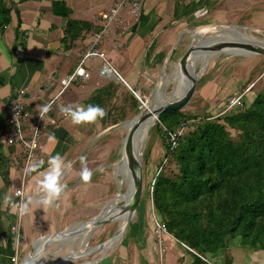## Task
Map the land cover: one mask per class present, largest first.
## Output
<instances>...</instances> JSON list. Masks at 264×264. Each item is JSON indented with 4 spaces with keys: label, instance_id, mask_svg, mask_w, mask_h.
I'll list each match as a JSON object with an SVG mask.
<instances>
[{
    "label": "crops",
    "instance_id": "obj_1",
    "mask_svg": "<svg viewBox=\"0 0 264 264\" xmlns=\"http://www.w3.org/2000/svg\"><path fill=\"white\" fill-rule=\"evenodd\" d=\"M12 1L19 13L20 22L14 12L13 22L0 31V117L4 118L2 119L4 125L0 129V152L10 160V184H5L0 178V264L19 263L20 254L29 243L28 235L25 234L26 224H29L32 218L28 215L33 217L35 210L39 211L42 208L37 202L39 194L34 193L31 187L32 182L23 187V197L25 199L33 196L35 199L30 212L22 217L20 223L18 211L13 209L11 202H5L3 199L7 194L12 201L18 202L16 191L21 188L15 187L14 174L20 161L24 160L23 153L20 147L9 146L5 140L7 106L15 93L25 91L24 104L31 113L27 111L28 114L33 115L25 122L27 135L40 113L39 106L53 102L46 116L53 119L55 124H50L42 133L39 143L38 159L45 161L44 167H47L48 156L57 152L65 161L78 159L80 154L75 156V149H79L80 152L81 145L98 137L103 127L99 121L84 126L73 125L61 111L63 106L87 104L98 89L112 82L121 86L118 94L127 91L132 93L131 89L140 95L144 93L145 89H149L157 77L159 78L164 65L169 61H177L179 38L176 37V33L180 31L177 26L166 28L169 23L177 21L176 24L209 26L211 18L214 19L216 13L220 12V23L226 21L240 25L243 22L241 19H245V24L249 25L253 23L252 19H256L258 12L256 0H145L142 14L132 27L120 30V34H114L115 30H112L110 34L104 35L105 42H101L102 37L96 46L106 54L114 71L121 78L114 72L105 77L100 75L102 61L88 59L85 68L90 77L79 78L60 94L62 80L75 71L86 51L93 47L95 36L102 28V14L111 9L114 0ZM58 1L66 4L68 19L87 22L93 26V30L89 32L84 30L76 38L64 42L68 20L62 16L63 8L54 10V3ZM245 1H249L248 4H244ZM201 8L207 9L206 14L194 16L193 13ZM241 10L243 11L239 13ZM185 52L180 54L178 60ZM127 76L129 77L126 78ZM49 134L55 135V142L49 141ZM30 174L34 175L37 181L41 178L36 174ZM18 228L19 236L16 231ZM163 239L166 240L164 243ZM144 242L138 251L121 250L119 255L122 258L121 262L192 264L195 256H198L195 250L188 249L169 233L166 235L153 233ZM159 244L162 247L159 248ZM164 246L165 251L162 250ZM15 257H18V263L14 262ZM203 257L207 264H264V250L247 249L240 245L239 241L235 244L230 243L224 251L205 254Z\"/></svg>",
    "mask_w": 264,
    "mask_h": 264
},
{
    "label": "rangeland",
    "instance_id": "obj_2",
    "mask_svg": "<svg viewBox=\"0 0 264 264\" xmlns=\"http://www.w3.org/2000/svg\"><path fill=\"white\" fill-rule=\"evenodd\" d=\"M248 2L245 1L244 4H248ZM256 3L258 12L256 19H252V24H245V19H241L244 23L241 22L242 24L240 23V25L226 21L220 23V12H218L214 19L211 18L210 25L214 27L229 25L241 26L243 33L247 37L264 41V1L256 0ZM242 11H239V13ZM175 22L177 21H174L173 24H167L166 28L177 26L178 30L182 32H179L180 35L178 32L176 33V37L179 38L177 41L176 55L179 57L193 42V35L189 31L201 30L200 28L202 27H196V25L189 23L176 24ZM113 32L114 34H120L121 31L117 28ZM205 34L207 38L209 36H221L219 32H214L211 29L205 32ZM112 37L114 38L115 36ZM105 40V36H103L101 42L104 43ZM213 56H210L211 58L209 57L206 69L198 78V85L193 98L181 110L191 118L213 117L220 114H223L222 117H224L227 113H230L229 111L237 112V109L229 110L226 107L229 98L235 95L241 96L242 106L245 108L249 107L253 99L264 90L263 55L244 56L221 54ZM178 57L177 61H169L164 65L159 74V78L157 77L155 83L153 85L150 84L149 89H145L144 93L141 94V98L145 103H149L152 106L156 105L154 102L156 100L155 93L158 90L160 93L161 91L163 92L166 100L176 99L175 96L178 95L176 84L179 85L180 82L186 79L183 73L178 70L176 71L179 61ZM202 69V61H198L195 72L200 74ZM162 83L163 86L161 87L160 84ZM115 105L117 109L114 112H110L108 122L103 127L102 133L93 141L84 142L81 145L80 152H78L79 149H75V156L78 153L80 155L78 154V159L70 160L73 162L72 167L67 169L61 177L62 182L66 185V189L61 198L55 202V206H42L39 211L35 210L33 217L28 215L29 218H32L29 224L25 223V234L28 235L29 243L20 254L18 264H21L38 238L69 230L78 222L88 221L96 217L119 193V182L125 176L122 172L117 171V167L115 170L114 165L120 162L123 163V157L126 155L125 145L128 131L137 120H134V118L143 110L144 105L141 102L138 108H135L129 103L124 105L122 103L117 104L116 102ZM25 108L29 112L26 105ZM30 114L26 122L32 118L33 115ZM196 122L198 121L195 118L190 119L185 123V129L189 128L193 130ZM165 131V128L158 121L149 132L148 140L143 147L141 156L143 196L135 216L126 227L121 240L105 251H96L85 257L75 259L68 264H125V262H121L122 258L119 256L121 250L128 251V249H131L132 251H138V248L144 245V241H147L148 237L156 232L157 223L163 224L162 218L154 208L153 186L158 170L166 160L165 155L169 141ZM229 131L237 139L238 132L232 129H229ZM81 155L86 157L87 167L93 173L90 182L87 183L82 181L80 177L81 163L79 157ZM17 168V172L14 174L15 187H25L29 182H32L31 187H33L34 193H38L40 196L41 193L37 178L31 174H24V162H20ZM177 170L175 162L171 159L163 168V171H166L167 174L175 173ZM41 178H38V180ZM121 188L122 193H125L126 185H122ZM119 205H122V202ZM119 224L115 220L108 221L94 229L88 238L78 236L70 243L54 245L48 248L41 256L40 264H53L71 254L79 252L83 254V252L90 251L91 248L104 243L112 237L118 230ZM166 234L168 233H162L161 235ZM238 239H231L230 243L235 244ZM159 242L160 240L158 239ZM160 247L162 246L159 244ZM164 248L162 250L165 251L166 247L164 246ZM206 255H209V253Z\"/></svg>",
    "mask_w": 264,
    "mask_h": 264
},
{
    "label": "trees",
    "instance_id": "obj_3",
    "mask_svg": "<svg viewBox=\"0 0 264 264\" xmlns=\"http://www.w3.org/2000/svg\"><path fill=\"white\" fill-rule=\"evenodd\" d=\"M59 7L64 9L62 16L68 20L64 42L84 30H93L87 22L68 19L63 1L54 3V10ZM14 12L19 21L14 2L0 0V31L13 22ZM120 88L109 83L87 101L105 109L106 115L98 120L102 127L110 112L117 109L116 102L135 108L140 104L130 91L118 94ZM241 106L224 117L220 114L191 118L183 111H168L159 118L168 138L169 133L190 119L198 121L193 130L187 128L177 138L173 150L168 142L165 157L174 161L178 170L157 175L153 204L167 233L202 256L226 249L235 238L247 249L264 250V90L249 107ZM2 119L0 129L4 125ZM229 129L238 132L237 139ZM9 169L10 160L0 152V178L5 184L9 183ZM192 264L207 263L195 256Z\"/></svg>",
    "mask_w": 264,
    "mask_h": 264
},
{
    "label": "water",
    "instance_id": "obj_4",
    "mask_svg": "<svg viewBox=\"0 0 264 264\" xmlns=\"http://www.w3.org/2000/svg\"><path fill=\"white\" fill-rule=\"evenodd\" d=\"M221 29H231V28H238L243 29L241 26L236 25H229V26H218ZM193 34V42L187 48L186 52L182 55L180 60L177 63L176 71L183 73L186 77V86L182 88V94L175 96V100H167L164 102L160 97L161 95L164 96L163 92L161 91V95L158 96V91L156 92V100L154 101L156 105H154V114L157 116V121H160V115L164 112L168 111H181L185 108L186 105L189 104L191 99L193 98L196 88L198 85V78L200 77L199 74L192 75L191 70H189V65L194 64L198 58H204V60L212 55H221V54H228V55H263L264 56V41H257L255 38L251 39L250 37H243L240 35L239 37H232L233 39L220 36V37H208L202 36L197 33V31H191ZM243 33V32H242ZM223 33L220 32V35ZM244 34V33H243ZM205 38V39H203ZM202 39V40H201ZM213 56V57H214ZM212 57V58H213ZM211 58V57H210ZM177 88V84H176ZM159 103V104H158ZM151 113L145 114L143 110L134 118L136 122H134L133 126H131L130 130L128 131V135L126 137V145L125 150L128 155H131V147H132V138L139 128V126L149 117ZM133 120V119H132ZM131 121V120H130ZM128 123V122H127ZM142 159L139 161L136 160V164L131 163V184L129 188H126V192L122 193V186L119 187V193L117 196L122 195L125 198H119L120 202H116V208L110 209L112 211H117V214L124 215L127 214L125 218L124 225L120 226L116 233L110 237L107 241L102 244L97 245L94 248H91L90 251L80 254H71L62 260L55 262L53 264H68L75 259H79L82 257L87 256L88 254L94 253L96 251L102 250L106 248L109 243L116 241L118 238H122L123 234L126 230V227L135 216V213L138 209L139 203L143 196V171L141 165ZM116 196V197H117ZM116 197L110 202V204L106 205L103 208L102 212L98 214L96 217L88 220V221H81L74 225L69 230H64L62 232L56 234H50L46 236H42L38 238L31 249V251L26 255L23 259L21 264H40V258L44 254V252L54 246L59 244H67L70 243L74 238L78 236L89 237L94 229L100 227L104 223L108 221H114L116 213L114 214H107L110 213L106 210L108 207L113 204ZM122 202V205L119 203ZM121 212V213H119Z\"/></svg>",
    "mask_w": 264,
    "mask_h": 264
},
{
    "label": "built area",
    "instance_id": "obj_5",
    "mask_svg": "<svg viewBox=\"0 0 264 264\" xmlns=\"http://www.w3.org/2000/svg\"><path fill=\"white\" fill-rule=\"evenodd\" d=\"M144 1L145 0H114L111 9H109L108 11L102 14V28L99 32H97L95 36L96 38L93 47L86 51V53L84 54L83 58L81 59L78 65V67L82 69V72H77L76 71L78 68L77 67L72 74L67 75L62 80V89L60 91V94L63 93L70 84H72L74 81L78 80L79 78L87 79L90 77L89 72L85 68V62L88 59H100L102 61V66L99 69L100 75L105 77L108 76V74L111 72L117 74L116 71H114L111 63L108 61L106 54L100 51L98 48H96V46L99 40L104 35L110 34L112 30H116L117 28L119 30L122 29L126 30L132 27V25L136 23L135 21H137L142 14ZM119 78L121 77L119 76ZM131 90L132 93L135 95V97L143 105H145V102L141 98V95L137 91L133 89ZM24 95H25V91H19L15 93V95L10 99L8 103L7 106L8 117H7L5 140L6 143L10 146L12 145L21 146L25 155V164H24V168H25L26 163H28L30 160L35 161L39 158L40 137L42 133L46 131V129L50 124H55V121L51 118H48L46 114L41 116V113H39V115L36 117L34 121L31 132L27 135L25 132V122L28 119L29 114L24 105ZM241 105H242L241 96L235 95L228 99L226 107L229 110H233ZM184 129H185V124H183L179 129H177L176 132L169 133L168 141L170 143L171 150H173L177 146V138L181 134H183ZM165 159L166 160L158 170L157 175L161 171H163L164 166L167 165L168 158ZM20 190L22 192V195L19 196L16 195L19 198V201L24 199L23 187H21ZM18 218H19L18 221L20 223L22 217L19 216ZM157 224L158 225L155 232L156 234L161 235L162 233H167L166 228L163 224H159V223ZM16 231L18 232V236H19V228ZM183 245L188 249L192 250L184 243ZM198 256L204 260L203 256H201L200 254H198ZM13 260L15 263H18V257L13 258Z\"/></svg>",
    "mask_w": 264,
    "mask_h": 264
},
{
    "label": "clouds",
    "instance_id": "obj_6",
    "mask_svg": "<svg viewBox=\"0 0 264 264\" xmlns=\"http://www.w3.org/2000/svg\"><path fill=\"white\" fill-rule=\"evenodd\" d=\"M207 9H197L193 15L200 16L206 14ZM213 25L203 26L201 30L207 31ZM77 72H82L81 68H77ZM51 102L40 105L41 116L46 114L51 109ZM61 111L65 117L70 120L73 125L84 126L88 124H95L98 120H102L106 115L105 109L93 103L75 105L68 104L62 107ZM50 142H55L56 137L54 134H49ZM81 163L80 177L85 183L90 182L92 177V170L87 167L86 157L81 155L79 157ZM72 161H65L64 157L60 153L49 155L47 159V167L42 169V165L45 164L43 159H37L35 161H29L26 163L24 173H35L36 176L42 177L37 181L39 185V191L41 195L38 199V204L41 206H55V202L58 201L65 193L66 185L62 182L61 177L64 175L67 169L72 167ZM16 195H22L20 189H17ZM5 202H11L13 209L18 211L19 216L23 217L27 215L31 210V205L35 197L28 196L19 202L12 201V198L7 194L3 197Z\"/></svg>",
    "mask_w": 264,
    "mask_h": 264
},
{
    "label": "bare ground",
    "instance_id": "obj_7",
    "mask_svg": "<svg viewBox=\"0 0 264 264\" xmlns=\"http://www.w3.org/2000/svg\"><path fill=\"white\" fill-rule=\"evenodd\" d=\"M210 29L213 30L214 32H219V34L221 32V33H223L221 36H224V37H227V38L230 37V39H233L232 37H234V36L239 37L240 35H242L243 37H246V35L242 33L243 32L242 31L243 29H238V28L221 29L220 30V28H218V27H212V28H209L207 31L201 30V31H198L197 33H200L201 35H203V33L208 32ZM251 39H253V38H251ZM256 40L257 41H260V42L263 41V40H259V39H256ZM208 60H209V57L206 58L205 60H204L203 57L202 58H198L196 60V61H202V66H203V69L200 72L199 76H201L203 74V71L206 69V67L208 65ZM196 65H197L196 62H194V64L192 62V64L189 65V70H191V74L192 75L197 74L195 72ZM160 86L162 87L163 86V83L160 84ZM185 86H186V79H185V81L180 82V84L177 85L176 91L179 94H182V88L185 87ZM157 93H158V96L161 95V93L159 91ZM160 98L164 102H166L168 100V99L166 100L165 99V96H162V95H161ZM171 102H173V100ZM143 112L145 114L151 113V116H149L139 126V128L135 132L134 137H133V141H132V147H131L132 154L131 155H128L126 153V155L123 157V163L120 162L121 164L120 163L119 164L116 163L114 165V169L116 170V167H117V171L118 172H122L124 174V176H125L123 179H121V181L119 182V184L121 186L122 185H126L127 188H129L130 187V184H131L132 170H131V166L130 165H131V163L135 165L136 164V160L139 161L141 159L142 150H143V147L145 146V144H146V142L148 140L149 132L152 129V127H154L157 124V122H158L157 121V118H156L157 116L154 114V106L150 105L149 103H145V105L143 107ZM119 198H125V196H122V195L117 196L116 199H115V201H114V203L113 204L111 203V205L106 210L107 212L108 211L110 212L111 211L110 209H115L116 208V202H120V199ZM117 211H120V210H116L115 212L112 211V213L110 212V213H107V214L111 215V214L116 213L115 215H117V216H115L114 220L115 221H118L120 223L119 224V227H120V226L124 225L125 218L127 217L128 213L119 216V214H117ZM119 213H121V212H119ZM119 240H121V238L120 239L118 238L116 241H113L112 243H109V245L106 248L102 249V251H105L106 249H109L112 245H114L115 243H117ZM83 253H86V252H83ZM80 254H82V253H80Z\"/></svg>",
    "mask_w": 264,
    "mask_h": 264
}]
</instances>
